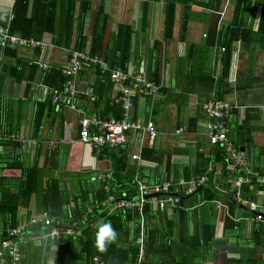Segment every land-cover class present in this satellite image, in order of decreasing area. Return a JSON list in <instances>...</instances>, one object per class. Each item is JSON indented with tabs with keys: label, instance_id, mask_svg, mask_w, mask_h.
Masks as SVG:
<instances>
[{
	"label": "trees",
	"instance_id": "1",
	"mask_svg": "<svg viewBox=\"0 0 264 264\" xmlns=\"http://www.w3.org/2000/svg\"><path fill=\"white\" fill-rule=\"evenodd\" d=\"M156 1L158 0H141L139 20L142 29L150 12V3ZM74 2L75 0H59V3L57 2L58 4L55 5V2L53 4L50 0H30V4L29 0H13L10 17L7 21L5 18L0 19V26L7 24L9 33H16L22 38L39 39L43 32H48L51 34V43L60 48L87 50L91 54L101 52L110 68L117 66L118 52L121 50L122 62L120 68H124L131 48V28L127 26L123 28L121 24H117L114 31L108 35V43H105L103 37L106 13L102 7L103 2H99L93 15L91 32L86 37L81 30L84 14L88 9V1L82 0L79 2L75 29L73 28L75 19L73 16ZM245 2L246 0H234V11L231 19L234 22H228L224 27L221 26L218 31L217 45L224 48L219 56L221 70L215 82L218 87L224 85V79L227 77L231 54L230 41L240 39L242 42L247 43L250 40L251 32L249 29H241L239 26L242 23L239 11ZM221 3L222 0H163L162 37L169 38L172 34L175 4L182 6L184 20L182 26H184L187 11L191 5H199L206 11H211L218 9ZM73 31L75 32L74 37ZM180 32L183 35L184 31ZM256 33L259 35L258 46L261 50H264V5L260 9ZM15 48L18 47H0L3 55L7 53L14 57ZM159 50L160 41L155 40L151 48L154 62L148 78L156 82L158 81ZM197 50L201 53L200 55H198ZM207 53V47L200 49L199 46L194 44H186L183 54L176 57L174 66L177 75L175 78L180 77L185 84L197 79L200 81L203 79V75L207 77V82L200 89L201 93H207L205 102L209 99H219L223 93V91L216 89V95L210 94L212 91L213 70L207 66ZM83 67L91 69V66L87 64L80 69ZM91 71L93 70L91 69ZM94 74V80L91 83L94 115L119 117L122 108L119 103H115L109 96L111 83L108 81L107 72L101 73L96 69ZM5 77L17 82L27 81L25 90L28 91L30 88L28 82L33 79L39 80L41 78L42 83L47 88H60L66 81L67 76L61 72V68L49 67V65L44 71L40 72L36 65H28L26 68L23 66L21 71V68L17 66L0 63V133L2 135L17 134L21 125L28 121V136L30 139L35 140L31 162L24 158L22 154H15L14 148L17 142L0 141V147H2L0 149V230L4 235L6 229L13 228L21 222L26 223L23 240L18 242L20 256L17 264H92L91 259L93 256H98L105 264H136L138 247L135 239L139 231L137 211L133 208H118L112 213L106 214L105 207L100 206L96 209L93 208L86 215L85 220L81 221L83 212L90 203L89 199L85 195L81 196L83 193L81 189H78L77 194L67 191L65 187V183H68L67 176L66 173H60L58 169L56 160L58 154L55 149L46 148L42 162L38 164L41 149L39 131L43 125V119L48 117L51 112L54 113L51 101L49 98L44 101H37L33 110L28 111L29 97L27 95L14 97L1 93ZM135 97L132 96V99L135 100ZM102 104L104 106L103 110L100 109ZM97 107L99 110L95 112ZM107 114L110 115L106 116ZM228 137L235 149H239L240 145L243 144V138H240L238 143L236 140L233 141L231 136ZM126 145L128 144L118 149L107 147L93 149L98 157H108L112 165L108 171L109 176L102 181L98 180L100 185L90 191L92 193L91 202L102 201L108 192L114 196H120L122 193L127 196L135 195L136 192L132 182L134 167L128 163L130 148ZM211 147L214 154L213 161L221 163L219 180L213 181V172L211 170L207 171L206 164L203 167L183 168V179L186 181L196 175H206L207 179L200 185L197 192L189 198H183L188 194L179 195V197L181 196L178 201L179 206L175 209L177 210L176 221L167 220L161 227L154 226L149 222L153 210L149 205L145 206L144 248L139 264H192L197 259L200 262L209 258L214 238V226L212 223L195 216L192 217V223H189L186 207L190 203L189 201L193 202L192 204L200 201L202 208H212L210 206L213 200L222 199L226 202L229 212H232L235 205L233 197L230 194L224 195L216 187H226L229 176H239L241 174L236 165L237 172H231V169L228 171L226 167L228 159L223 151L217 147ZM198 156V160H201ZM140 158L161 161V154L152 147H142ZM249 163L255 169L254 164L251 161ZM167 166H169L168 159L165 161L166 169H168ZM4 168H17L19 169V175H3L1 172ZM256 170L260 173L259 168ZM76 182L82 183L78 179ZM102 184H107L108 190H105ZM249 184H239L242 195L248 193L251 197H254L252 192L256 188L264 191L263 185L257 186V184H254L249 188ZM21 209H25L24 214L20 213ZM44 211L47 212V215L59 219L63 227L73 220H78L81 228L80 235H69L61 230L54 239L55 248L51 249L50 239L39 237V232L46 227L40 221L35 224L28 223L31 215H38ZM197 211V209L192 210L193 213H197ZM99 221H110L118 233L116 242L110 244L106 252H99L95 248V233ZM235 226L240 228L238 222L235 223L230 218L224 217V232L233 230ZM251 241L253 244L261 242L264 245V222H256L252 229ZM228 263L264 264V259L246 258L245 262L243 258H237L228 260ZM195 264H198V262Z\"/></svg>",
	"mask_w": 264,
	"mask_h": 264
},
{
	"label": "crops",
	"instance_id": "2",
	"mask_svg": "<svg viewBox=\"0 0 264 264\" xmlns=\"http://www.w3.org/2000/svg\"><path fill=\"white\" fill-rule=\"evenodd\" d=\"M50 1L52 3L55 2V5L59 3V0ZM80 1L82 0H75L74 2V29L77 23L76 16ZM87 1L88 9L85 11L81 30L86 37L91 32L93 15L99 2H103L102 7L106 13L103 37L105 43H108V35L114 31L117 24H121L123 28L125 26L131 28V48L124 68L133 72H142L148 78L154 62L151 48L155 40L160 41L157 81L161 86L159 93L152 100L149 97H135V100L132 99L134 102L132 101L133 107L130 111L134 120H152L157 129V135L152 141L148 142L143 134L128 131V140L125 144H128L126 146L130 148V153L139 149V155L142 147H152L161 154V161L140 158V162H136L128 156V163L134 167L132 177L140 175L142 179L146 178V183H153L164 178L170 180L171 183L183 181L186 185L198 175L186 181L183 179V168L203 167L206 164V169L209 167L213 172V181L219 180L221 163L213 161V148L201 134L205 129L204 125L207 119L201 106L207 98V93H201L200 89L207 82V77L203 75V79L200 81L197 79L189 81L187 84L180 77L175 78L177 76L174 68L175 59L183 54L185 45L190 43L199 46L200 49L208 48L207 66L213 70L212 91L210 94L216 95L219 89L218 91H223L220 99H224L234 105L231 108V116L227 121L229 128L227 137L231 136V139L233 141L236 140L238 143L240 138H243V144L240 145L243 150H240V148L239 150L245 159L249 162L251 161L255 169L259 168L260 173L264 175V50H261L258 46L259 35L256 33L257 21L261 6L264 5V0H246L242 8H240L239 15L242 23L239 26L241 29H249L251 32L250 40L247 43L242 42L240 39H232L230 41L231 54L228 73L226 79H224V85L219 87L215 82L220 74L219 56L224 48L217 45L218 31L221 26L224 27L228 22H234L231 20L234 11V0H222L221 6L211 11H206L199 5H191L187 11L184 26H182L184 21L182 6L175 4L172 34L169 38L162 37L164 22L163 0L150 3V12L143 29L139 20L141 0ZM12 3L13 0H0V19L5 18L6 21L9 19ZM180 31H184L183 35ZM74 33L73 31V37ZM37 40L41 41L43 45L35 48H15V57L7 53L3 55L2 49H0V63L17 66L21 68V71L23 66L26 68L28 65H36L38 69L37 62L40 61L47 62L49 67L58 68L66 63L69 49L54 46L51 43L50 33L43 32ZM197 52L199 51L197 50ZM200 54L199 52L198 55ZM121 62L122 51L120 50L116 67L120 68ZM94 76L95 74L90 68L83 67L76 74L73 81L79 88L82 86L89 87L91 92V83L94 80ZM26 82L25 80L17 82L5 77L1 93L14 97L27 95L29 97L27 108L28 111H31L35 102L44 101L49 97L47 87L42 83L41 78L29 81L30 88L28 91L25 90ZM109 96H111V87L109 88ZM100 107L103 110V104ZM97 108L95 112L99 110ZM93 110L92 101L79 95L76 98L74 110L66 108L54 109L53 107L54 113L51 112L48 117L43 119L44 122L39 131L41 149L38 164H41L46 148L55 149L58 154L56 159L58 169L60 173H66L67 176L68 183H65L67 191L77 194L78 189H81L83 192L81 196L85 195L89 199L90 203L85 208L81 221H83V216L86 217L93 208L105 207L106 214H109L120 208L116 207L109 210L116 202V199L119 197H133L123 193V195L114 196L108 192L102 201L105 203L109 195L113 199L107 201L105 205H102V201L91 202L92 193L90 191L100 185L98 183L100 179L97 176L107 173L112 165L108 157H98L93 150L94 148H88L78 140L75 117L77 115L93 116ZM109 115L107 114L106 116ZM179 125L184 126V131L176 135L174 134V129ZM28 133L29 125L27 121L21 125L20 131L17 132V134L21 135L22 140L20 142H22V145L20 152L15 154H22L24 158L31 162L35 140L30 139ZM197 156L201 160H198ZM166 159L169 161L168 169L165 167ZM226 167L228 171L231 169V172H237L235 165L229 160H227ZM1 173L6 176H18L19 169L4 168ZM77 179L82 181V183H77ZM102 187L108 190L107 184H102ZM255 190L264 193L261 189L256 188ZM179 194L181 196L186 195L181 190ZM219 200L226 204L224 200ZM214 201L217 200L211 202L213 203L210 206L212 208H202L200 201H196L194 204L189 201L190 203L186 207L189 223H192V217L195 216L212 223L214 226V238L209 258L200 262L197 259L192 264L197 262L198 264H232L228 263V260L237 258H243L245 262L246 258L264 259V245L261 242L253 244L251 241L252 229L256 222L249 223L243 219L234 220L232 218L231 220L235 223L238 222L240 228L235 226L233 230L224 232V216L220 210L215 208ZM175 209L156 210L152 208L153 213L149 222L154 226L161 227L167 220L176 221L177 210ZM193 209H197V213H193ZM24 212L25 209H21L20 213L24 214ZM229 213L234 215L236 212L233 210ZM79 224L78 220H73L63 229L67 227L77 229L80 235L81 228ZM74 236L78 235L75 234ZM54 248L51 247V249Z\"/></svg>",
	"mask_w": 264,
	"mask_h": 264
},
{
	"label": "built area",
	"instance_id": "3",
	"mask_svg": "<svg viewBox=\"0 0 264 264\" xmlns=\"http://www.w3.org/2000/svg\"><path fill=\"white\" fill-rule=\"evenodd\" d=\"M43 43L32 37L22 38L16 33L8 32L6 25L0 26V47L17 46V47H39ZM223 49V48H221ZM91 66L93 72L96 69L99 72H107L108 81L111 83V99L115 103H119L122 112L119 117L109 116L102 117L93 115L87 117L85 115H77L75 126L77 128V135L79 142L88 148L107 147L109 149H118L123 147L128 140V131L133 133L139 132L143 134L148 142L152 141L157 135V129L150 119L140 121L133 119L131 116V109L133 107L132 96L149 97L154 99L160 88V83L147 78L142 72H133L127 68H110L105 62L101 52L89 53L87 50L69 49L68 58L64 65H62L61 72L67 76L66 81L60 88H47L48 97L54 109H71L75 108V101L77 96L81 95L89 101L93 100V96L89 87H77L74 83L76 72L84 65ZM39 71H44L48 64L47 62H37ZM234 105L224 99H209L201 106L205 113L206 122L205 129L201 134L205 137L210 146L221 149L225 157L236 165L239 176H229L226 187H216L224 195L230 194L234 200V210L236 213L231 215L228 211L227 204L222 201H214L215 208L223 213L224 217L234 220H246L249 223L264 222V193L253 190L251 197L248 193L242 195L239 189L240 183H250L249 188L253 184L264 185V175L254 169L248 160L245 159L239 149L232 146L231 141L227 137L229 130L227 121L231 116V108ZM184 131V126L179 125L174 129V134L179 135ZM22 140L20 134L8 133L2 135L0 133V141H14ZM29 141V140H27ZM130 158L136 162H140L139 149L136 152L130 153ZM210 168H207L209 171ZM109 173H102L97 176L101 181L107 178ZM207 179L206 175H198L191 182L185 183H171L170 180L161 178L153 183H146L141 176L134 175L133 188L135 195L133 197H119L116 202L109 208L112 210L116 207L133 208L137 211L138 220V235L135 243L138 247L136 256V264H139L142 259L144 248V218L145 206L154 208L156 210L175 209L178 207L180 199V190L183 193H190L196 186H200ZM185 185V186H184ZM123 195V194H122ZM149 195V197H147ZM112 196L102 201L105 205L107 201L112 200ZM97 207V205H95ZM236 214V215H235ZM235 216V217H234ZM83 221L85 217L83 216ZM40 221L45 229L39 232L40 238L55 239L59 232L63 230L66 234L79 235V231L74 228H65L60 224V220L56 217L47 215V212L39 213L38 215H31L28 223L35 224ZM26 223L21 222L13 228L5 230L4 235L0 230V264H17L20 256L19 241L23 240V231ZM92 264H105V262L98 256H93Z\"/></svg>",
	"mask_w": 264,
	"mask_h": 264
},
{
	"label": "clouds",
	"instance_id": "4",
	"mask_svg": "<svg viewBox=\"0 0 264 264\" xmlns=\"http://www.w3.org/2000/svg\"><path fill=\"white\" fill-rule=\"evenodd\" d=\"M118 233L110 221H99L95 233V248L99 252H106L110 244L116 242Z\"/></svg>",
	"mask_w": 264,
	"mask_h": 264
},
{
	"label": "water",
	"instance_id": "5",
	"mask_svg": "<svg viewBox=\"0 0 264 264\" xmlns=\"http://www.w3.org/2000/svg\"><path fill=\"white\" fill-rule=\"evenodd\" d=\"M22 145V142H17L16 145H15V153H19L20 152V147ZM240 150H243V147H240ZM144 182H146V178L143 179ZM200 188V186H197L190 194H188L187 196L183 197L184 199L186 198H189L193 193L197 192V190ZM147 197H149V195H147ZM181 197V196H180ZM213 204V203H211ZM50 243H51V247H55L54 246V239L50 240Z\"/></svg>",
	"mask_w": 264,
	"mask_h": 264
}]
</instances>
